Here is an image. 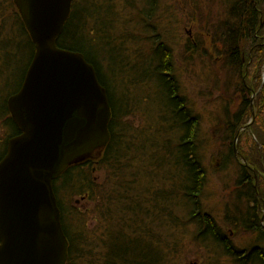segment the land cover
Masks as SVG:
<instances>
[{
	"label": "trees",
	"instance_id": "1",
	"mask_svg": "<svg viewBox=\"0 0 264 264\" xmlns=\"http://www.w3.org/2000/svg\"><path fill=\"white\" fill-rule=\"evenodd\" d=\"M118 1L126 2L124 11L117 8ZM162 8V0H74L59 37L60 47L83 53L94 65L113 112L111 139L102 154L71 166L54 181L69 240L66 264L174 263L184 248L173 239L174 231L188 226H195L193 235L217 263L227 257L231 264H264V86L258 92L264 69V0H223L222 17L210 21L207 32L234 89L232 95H222L225 102L215 119V135L223 145L221 168L234 166L235 186H240L228 197L226 228L211 212H203L206 169L199 153L200 119L179 92L170 46L155 44L161 39L155 20ZM18 36L31 46L28 69L35 46L14 0H0L1 60L2 43ZM100 39L120 66L110 67V78L104 63L91 54ZM129 42H139L138 49L128 53ZM128 77L134 87L153 89L148 101L155 97L157 105L142 112L147 125L130 121L147 99L132 97ZM20 87L0 103V159L8 139L20 133L7 107ZM251 117L255 119L248 125ZM246 127L259 141L250 151L240 144ZM98 170L103 179L95 176ZM77 197L89 205H79ZM235 232L249 233L253 241L241 248L230 237Z\"/></svg>",
	"mask_w": 264,
	"mask_h": 264
},
{
	"label": "water",
	"instance_id": "2",
	"mask_svg": "<svg viewBox=\"0 0 264 264\" xmlns=\"http://www.w3.org/2000/svg\"><path fill=\"white\" fill-rule=\"evenodd\" d=\"M74 0H14L35 52L7 101L20 133L0 160V264H66L54 181L111 139L107 88L86 56L58 45ZM236 151L237 148H235Z\"/></svg>",
	"mask_w": 264,
	"mask_h": 264
},
{
	"label": "rangeland",
	"instance_id": "3",
	"mask_svg": "<svg viewBox=\"0 0 264 264\" xmlns=\"http://www.w3.org/2000/svg\"><path fill=\"white\" fill-rule=\"evenodd\" d=\"M225 1V0H224ZM117 8L124 11L125 1H118ZM163 8L160 10V18L155 20L161 37L156 41H164L168 44L174 56V69L179 86V92L189 102V106L193 114H198L200 119L199 145L200 156L206 169L205 186L202 193L203 212H211L216 218L217 223L226 228L224 215L228 197L235 188L236 170L229 165L221 168L219 149L223 147L219 144V136L215 135L216 117L221 114L223 103L222 95L228 93L233 94V85L229 83L228 72L224 65L223 56L216 46H213L208 31L212 30L209 22L218 21L223 14V0H162ZM78 20L74 23L78 24ZM104 40L100 39L99 43L91 51V54L104 63V74L106 78H110V67L119 69L118 62L111 59L109 46L104 45ZM139 42H129L127 47L128 53L134 52L135 45ZM5 48V54L0 57V103L5 99L8 93L15 91L23 83L25 71L31 58V46L28 44L25 36H18L17 39L5 40L2 43ZM147 46V45H146ZM145 46V48H146ZM206 51V54H205ZM134 83V82H133ZM128 77V92L133 96H141L147 99L139 107L138 113L130 117L135 126L147 125L144 110L152 109L157 105L155 97L153 102L148 101V95L153 92L150 86L140 84L134 87ZM230 84V85H229ZM264 86V69L260 82V88ZM229 88V90H228ZM252 95L255 100L257 93ZM147 97V98H146ZM234 108V112L238 111V107ZM224 113H222V116ZM255 119H248V125ZM242 131L243 137L242 148L250 151V147L254 146V142L258 141V136L252 129ZM3 131H0L2 135ZM235 148H237L235 146ZM238 150V149H237ZM236 154L238 151H236ZM2 150H0V155ZM220 165V166H219ZM234 165V163H233ZM238 170V169H237ZM95 176L103 179V172L96 171ZM78 204L87 206L86 200L77 197ZM231 229H227L230 231ZM195 226H188L174 231V240H179L183 244L182 253L179 261L170 264H231L230 259L222 257L218 261L212 257L196 236L193 235ZM230 232H233L232 230ZM230 237L234 239L235 244L241 248H246L252 241L253 237L249 233H230Z\"/></svg>",
	"mask_w": 264,
	"mask_h": 264
},
{
	"label": "flooded vegetation",
	"instance_id": "4",
	"mask_svg": "<svg viewBox=\"0 0 264 264\" xmlns=\"http://www.w3.org/2000/svg\"><path fill=\"white\" fill-rule=\"evenodd\" d=\"M8 101V100H7ZM7 152V151H6ZM5 156V155H4ZM3 158V157H2ZM1 160V159H0Z\"/></svg>",
	"mask_w": 264,
	"mask_h": 264
}]
</instances>
